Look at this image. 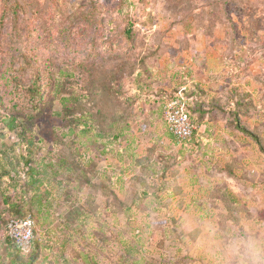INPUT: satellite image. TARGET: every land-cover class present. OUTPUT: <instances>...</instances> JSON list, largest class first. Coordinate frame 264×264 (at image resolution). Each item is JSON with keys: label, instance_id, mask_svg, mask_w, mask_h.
I'll list each match as a JSON object with an SVG mask.
<instances>
[{"label": "rangeland", "instance_id": "374dc122", "mask_svg": "<svg viewBox=\"0 0 264 264\" xmlns=\"http://www.w3.org/2000/svg\"><path fill=\"white\" fill-rule=\"evenodd\" d=\"M195 79L181 142L164 105ZM7 158L47 185L19 261L264 264V0H0Z\"/></svg>", "mask_w": 264, "mask_h": 264}, {"label": "trees", "instance_id": "16d2710c", "mask_svg": "<svg viewBox=\"0 0 264 264\" xmlns=\"http://www.w3.org/2000/svg\"><path fill=\"white\" fill-rule=\"evenodd\" d=\"M62 100H63V105L65 106L67 102V98H63ZM9 128L10 129L15 128V125L13 122H10ZM194 134H196V129L194 131ZM6 163L7 164L4 165L3 163L0 162V166H1L0 182L2 184L4 183L5 185L3 191L1 190V187H0V197L3 200V204L6 205V207L12 213V217L10 218H24L27 215H29L23 212L22 204L24 205L26 204L27 206H30L31 208H35L36 213L39 216L41 214L40 213L41 208L44 207L46 203L48 204V200L44 198V196L47 194L46 192L47 190L42 191V187L47 188V185L45 184L44 179L42 177L41 178L36 177L35 174L32 173L34 169L33 167H30V161L28 160L25 161L22 167L20 166L19 163L18 164L13 163L12 158L10 159L7 158ZM9 184H11V186H8ZM16 188L18 189L17 193H15L14 196L11 197L10 198L11 200L9 201V197L5 196L6 191L11 192V190L16 189ZM6 238H7L8 243L12 247V250L14 251L13 258L16 257L15 258L16 261L12 259V264H29V263H24L23 261L18 260V257H24V256L18 251V249L14 245V242L9 238L7 231H6ZM33 250L34 249H33V244H32V250L30 254L32 253Z\"/></svg>", "mask_w": 264, "mask_h": 264}, {"label": "built area", "instance_id": "2783aa9c", "mask_svg": "<svg viewBox=\"0 0 264 264\" xmlns=\"http://www.w3.org/2000/svg\"><path fill=\"white\" fill-rule=\"evenodd\" d=\"M187 101V98L179 92L164 105V116L168 129L181 142L191 140L195 131ZM35 229L36 222L31 215L24 218H8L6 223L9 238L23 256L29 255L32 250Z\"/></svg>", "mask_w": 264, "mask_h": 264}, {"label": "crops", "instance_id": "0c3cea01", "mask_svg": "<svg viewBox=\"0 0 264 264\" xmlns=\"http://www.w3.org/2000/svg\"><path fill=\"white\" fill-rule=\"evenodd\" d=\"M170 87V86H169ZM173 87H176V86H173ZM183 91H185V95H187V100H192L194 98H196L198 96V92L196 90H198L197 88H205L202 84H199L198 81L195 80H191L190 82L188 83H184L183 86L181 87ZM168 89V88H167ZM179 90V89H178ZM170 91V90H168ZM199 91V90H198ZM228 93V92H226ZM221 128H225V126L221 125ZM196 132H205L206 129H203L202 126L196 128ZM226 129V128H225ZM224 131V130H223ZM228 131L225 130V134H227ZM185 142V141H183ZM152 164V163H151ZM172 179V178H171ZM174 191V190H173ZM172 190H168V195L169 197H171L172 199L175 197L174 192ZM171 192V193H170ZM0 263H1V260H0Z\"/></svg>", "mask_w": 264, "mask_h": 264}]
</instances>
